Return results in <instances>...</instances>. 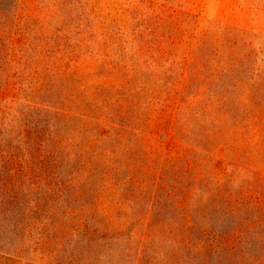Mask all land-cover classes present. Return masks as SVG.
Returning a JSON list of instances; mask_svg holds the SVG:
<instances>
[{
	"label": "rangeland",
	"instance_id": "1",
	"mask_svg": "<svg viewBox=\"0 0 264 264\" xmlns=\"http://www.w3.org/2000/svg\"><path fill=\"white\" fill-rule=\"evenodd\" d=\"M0 264H264V0H0Z\"/></svg>",
	"mask_w": 264,
	"mask_h": 264
}]
</instances>
